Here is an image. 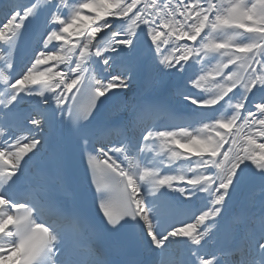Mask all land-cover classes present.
Listing matches in <instances>:
<instances>
[{
  "label": "snow or ice",
  "instance_id": "obj_1",
  "mask_svg": "<svg viewBox=\"0 0 264 264\" xmlns=\"http://www.w3.org/2000/svg\"><path fill=\"white\" fill-rule=\"evenodd\" d=\"M138 46L149 75L184 79L189 122H145L159 102L132 88ZM113 105L118 118L105 120ZM62 132L86 164L70 207L62 151L54 181L28 180ZM0 264H264V0L0 11Z\"/></svg>",
  "mask_w": 264,
  "mask_h": 264
},
{
  "label": "bare ground",
  "instance_id": "obj_2",
  "mask_svg": "<svg viewBox=\"0 0 264 264\" xmlns=\"http://www.w3.org/2000/svg\"><path fill=\"white\" fill-rule=\"evenodd\" d=\"M135 59L140 66V75L138 76L137 80L133 82V85H132L133 90L137 92L138 94H140L141 96L146 95L152 99L161 97L166 102V104L174 105V103L171 102L172 100L174 101V99L169 96L168 91H174L177 85L184 82V79L178 78V77L161 78L159 73L155 71H153L149 75L148 66L151 64V57L149 56V54L147 53L145 49L137 48L136 53H135ZM97 67H103V65H98ZM171 85L173 86L171 87ZM117 107L118 105L109 106V109L107 111L106 110L104 111V119L105 120H116L118 118L117 113H116ZM186 113H189V112L186 111ZM145 122L147 123L146 119H145ZM240 206H241L240 197H235L233 201L230 202L229 211L238 212L240 209ZM175 255H176V258L179 259L181 254L179 252H176Z\"/></svg>",
  "mask_w": 264,
  "mask_h": 264
},
{
  "label": "rangeland",
  "instance_id": "obj_3",
  "mask_svg": "<svg viewBox=\"0 0 264 264\" xmlns=\"http://www.w3.org/2000/svg\"><path fill=\"white\" fill-rule=\"evenodd\" d=\"M137 48L144 49V48H142V46H138ZM213 63H214V62H213ZM198 70H199V65L195 66L194 71H197V72H198ZM183 86H184V83H183ZM187 88L189 89V91H190L192 94H195V95H200V94L203 95V94H204L200 89L193 88L192 85H191L190 83L187 85ZM182 91H183L182 89H179V90L176 92V94L179 96L178 98H179L181 101H183L182 104L188 106V105H190V102L184 99L183 95L181 94ZM199 93H200V94H199ZM191 106H194V105H191ZM195 107H196V106H195ZM218 115H219V114H218Z\"/></svg>",
  "mask_w": 264,
  "mask_h": 264
}]
</instances>
